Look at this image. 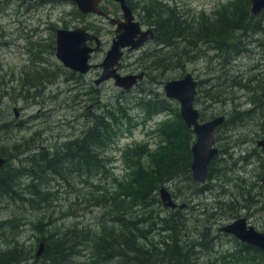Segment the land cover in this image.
Wrapping results in <instances>:
<instances>
[{"label":"rangeland","instance_id":"1","mask_svg":"<svg viewBox=\"0 0 264 264\" xmlns=\"http://www.w3.org/2000/svg\"><path fill=\"white\" fill-rule=\"evenodd\" d=\"M132 1L138 7L137 18L145 26H151L147 11L156 20L158 12L170 13L173 8L187 20L196 41L200 20L205 21L207 15L213 16L217 9L233 0ZM102 4L113 16H121L118 3L103 0ZM246 23L257 30H249L235 44L237 49L246 45L240 53L222 52L214 41L189 44L182 40L184 37L172 39L175 47L165 46L156 37L141 49L125 50L118 72L129 75L145 71L146 76L133 88L124 90L113 79L100 85L96 83L102 69L99 64L115 36L108 20L95 14H82L70 0H0V154L3 147L10 148L24 138L38 148H47L81 136L92 125L90 116H101L106 108L118 112L123 107L129 115L113 121L112 127L116 125L118 132L115 140L107 136L106 157L108 166L111 165L107 179L98 181L96 175L79 174L66 179L51 177L43 186L49 193L43 202L41 198L28 202L25 196L18 201L6 197L0 200V223H3L0 252L16 249L23 264H50L43 255L35 258L43 235L65 232L76 226L97 233L100 221L106 216V207L100 206L102 193L117 192L119 185L118 188L114 185L113 176L123 181L127 173L125 153H122L125 148L147 143L155 156L165 157L169 155L168 148H164L166 133L176 129L174 135L180 148L192 153L197 136L181 117L180 101L167 98L165 91L167 81L190 72L199 80L194 106L200 112L201 121L220 115L227 117L225 125L215 133L214 146L218 153L209 165L205 183L194 179L192 168L182 170L174 179H165L160 187L170 190L178 203L177 209L156 203L149 207L152 213L146 217L156 218L161 224L158 218L181 212L182 226L178 225L173 234L178 243L170 246L169 254L179 260L182 257L183 264H264L262 249L254 247L258 252L254 249L248 253L244 249L246 244L223 229L245 218L248 225L264 232V183L261 181L264 150L258 145L264 138V90L259 88L264 86V14L249 18ZM59 27H83L102 38V48L91 60L98 65L96 68L79 74L63 65L56 55ZM190 48H193L192 60L187 58ZM221 53L225 55L219 56ZM222 61H226L225 65ZM37 70H41L39 79L35 76ZM150 99L165 101L168 110L155 113L150 109ZM2 124H10V129H2ZM165 124L167 129L162 131ZM159 144L163 145L160 151ZM191 157L193 163V153ZM26 183V178H22L19 190L28 193ZM157 197L161 201L159 190ZM50 219L52 222L47 224ZM41 220L47 222L46 228ZM34 222L39 226L35 228ZM160 231L162 228L151 235L154 241L162 239ZM80 251L74 262L91 264V249L83 245ZM226 254L237 255L238 263L224 258Z\"/></svg>","mask_w":264,"mask_h":264},{"label":"trees","instance_id":"2","mask_svg":"<svg viewBox=\"0 0 264 264\" xmlns=\"http://www.w3.org/2000/svg\"><path fill=\"white\" fill-rule=\"evenodd\" d=\"M165 7L171 8L169 5ZM171 9V14L165 11L158 12L155 16L156 20L153 18L154 15L147 11V19L156 30L157 39L167 47L174 46L172 39L184 37L182 40L189 44L196 45L197 42L204 40L214 41L218 50L222 52L240 53L245 50V45L237 49L235 44L242 36H247L249 30H257L252 24L246 23L249 18L255 19L251 14V0H233L221 9H217L213 16L206 14L205 21L199 22V40L196 41L192 37L187 20L173 8ZM222 12L225 15H222ZM241 30H243L242 34L238 36ZM192 49L187 52V58L190 60L193 57L190 53ZM222 55L225 54L221 53L219 56ZM222 62V65H225L226 61ZM39 72L41 70L35 72L37 79L40 78ZM259 88L264 90L263 85ZM149 101L150 109L153 108L155 113L168 110L169 105L165 101L153 99ZM111 110L106 108L101 112V116L92 114L90 116L92 125L81 136L57 145L38 148L30 139L24 138L22 142H16L10 148L3 147L0 156L6 157L7 162L0 170V200L6 197L18 201L24 200L23 196H25L28 202L40 198L43 202L49 195L43 186L51 177L66 179L69 175L79 174L96 175L98 181L107 179L111 170L106 157L107 136L115 140L118 132L116 125L112 127L113 121L117 122L118 119L129 117L123 107L118 111L119 113ZM2 129H10V124H2ZM165 129H167L166 124L162 127V131ZM175 131L177 130L173 129V132L169 130L166 133L164 148H168L169 155L165 157L155 156L147 143H138L134 148L131 146L125 148L122 153H125L127 173L123 181L113 176L114 185L117 188L119 185L118 191L106 193L103 188L101 189L104 193L100 199V206L104 204L106 207V216L100 221L99 231L95 232L96 235L93 237L95 233L91 229L76 226L65 232L47 233L43 235V241L46 243L43 259L50 264H81L74 262V259L81 252L80 246L84 245L85 248L91 249L89 258L91 264H183L180 261L182 257L179 260L178 257L169 254L170 246L178 243L173 234L177 232L178 225L182 226L181 212L173 216L168 214L161 217L163 219L158 218L161 224L156 218L146 217V214L152 213L149 207L161 202L157 197V191L164 180L174 179L182 170H188L192 166V153L180 148V143L174 135ZM161 144L158 151L162 150ZM138 149L144 150L140 152L137 151ZM34 150L38 151L34 152ZM13 158H17V161L12 160ZM22 178L27 180L28 193L19 190V181ZM155 178L157 180H154ZM41 222L46 228L47 222L43 220ZM51 222L52 219L47 224ZM13 223L16 224L15 221ZM33 225L36 228L39 223L34 222ZM161 225L163 227H159ZM1 226L3 223H0V230ZM160 228H162L160 231L162 239L154 241L151 235ZM163 232H167L168 235ZM244 249L250 253L255 248L245 245ZM178 251L179 249L177 254ZM261 253L264 254V251ZM19 256L16 249L0 252V264H23V259L21 260Z\"/></svg>","mask_w":264,"mask_h":264},{"label":"water","instance_id":"3","mask_svg":"<svg viewBox=\"0 0 264 264\" xmlns=\"http://www.w3.org/2000/svg\"><path fill=\"white\" fill-rule=\"evenodd\" d=\"M79 10L85 14L102 13L99 7L101 0H72ZM121 3L124 10L125 20H114L118 24L117 35L113 44L105 57L102 66L103 74L96 80L97 84L109 79H115V84L124 89L135 86L139 80L143 79L144 73L138 75L122 76L118 72L120 60L123 56L124 48H138L148 39L154 37V31L148 29L143 31L139 22L134 21V15L128 5L127 0H115ZM264 10V0H252L251 11L254 15ZM96 40L97 47L93 48L88 41ZM101 40L98 36L90 33L83 27L75 29L59 28L57 31V57L63 64L80 73H87L93 65L90 64L92 53L100 49ZM199 81L190 72L182 78L173 79L165 83V91L168 98L176 99L181 103V116L192 128L197 136L192 146L193 152V176L201 182H206L208 177L209 164L218 153L214 147V133L216 129L222 126L226 120L224 115L218 116L206 122L200 120V112L194 106L197 87ZM17 112V109L15 110ZM17 114H19L17 112ZM258 144L264 149V139L259 140ZM6 159L0 157V168L4 166ZM264 182V176L262 178ZM160 197L166 207L175 208L177 203L174 201L171 192L163 186L160 189ZM182 207V206H181ZM229 233L235 234L243 242L256 245L264 250V232L257 231L253 226L248 225L245 218H239L233 223L223 228ZM45 250V243H41L36 255L39 259Z\"/></svg>","mask_w":264,"mask_h":264},{"label":"flooded vegetation","instance_id":"4","mask_svg":"<svg viewBox=\"0 0 264 264\" xmlns=\"http://www.w3.org/2000/svg\"><path fill=\"white\" fill-rule=\"evenodd\" d=\"M27 1H29V0H27ZM34 1V0H33ZM39 1H43V2H50V1H56V0H39ZM59 1V0H58ZM114 2H116V3H118L119 5H120V7H121V10H122V14H121V16H119V14H118V16L117 17H115V16H113V14L111 13V11L109 10V8L107 9L106 7H104V5L102 4L103 3V0H101V3H100V5H99V7L101 8V10L103 11L102 13H98V14H95V15H99V16H101L102 18H104V19H106V20H108L112 25H113V29H114V32H115V36L113 37V39L116 37V35H117V29H118V24L117 23H113L112 22V19H114V20H122V21H124L126 18H125V15H124V10H123V8H122V5H121V3L120 2H118V1H115V0H113ZM29 2H31V1H29ZM127 2H128V5L130 6V8H131V10H132V14L134 15V21H136V22H139L140 23V25H141V28H142V30L143 31H146V30H148V29H152L153 31H154V33H155V35H154V37H156V30L154 29V27L153 26H145L138 18H137V15L135 14L136 13V9L138 8L137 7V5H136V3L134 2V1H132V0H127ZM82 13V12H81ZM84 15H91V14H94V13H91V14H85V13H83ZM89 31V30H88ZM90 33H92V34H94V35H96V36H98L99 38H100V40H101V46H100V49L99 50H97V51H100L101 50V48H102V45H103V40H102V38L99 36V35H97V34H95V33H93V32H91V31H89ZM150 38V39H148L146 42H144L140 47H138L137 49H141L142 47H145L149 42H151L152 40H154L155 38ZM113 39H112V42H113ZM88 44L90 45V46H92L93 48H95V47H97V42H96V40L94 39V40H92V41H88ZM112 44V43H111ZM165 46H163V48H164ZM137 49H131V48H127V49H125V50H137ZM97 51H95V52H93L92 53V57H91V60L93 59V56H94V54L97 52ZM109 51V50H108ZM107 51V52H108ZM249 51V50H248ZM107 52H106V55H107ZM125 52V51H124ZM105 55V56H106ZM90 60V61H91ZM92 63V62H91ZM92 65H93V68H96V66H98V65H96V64H93L92 63ZM101 64H99V66H100ZM101 67V66H100ZM92 68V69H93ZM91 69V70H92ZM90 70V71H91ZM89 71V72H90ZM88 72V73H89ZM143 73H145V76H146V72L145 71H142ZM77 73V72H76ZM101 73H102V69H101ZM135 74H138V73H135ZM101 75V74H100ZM145 78V77H144ZM258 100H261V99H258ZM255 107H256V105H255ZM252 109H254V108H252ZM251 108L249 109V110H252ZM230 259H231V261H233L234 263H238V262H236L237 260H238V257H237V255L236 256H234V257H230ZM209 264V263H208Z\"/></svg>","mask_w":264,"mask_h":264},{"label":"bare ground","instance_id":"5","mask_svg":"<svg viewBox=\"0 0 264 264\" xmlns=\"http://www.w3.org/2000/svg\"><path fill=\"white\" fill-rule=\"evenodd\" d=\"M246 46V45H245ZM233 55V54H232ZM47 179V178H46ZM180 180V179H179ZM174 186V185H173ZM245 192V191H244ZM176 197V196H175ZM263 208V207H262ZM42 241V240H41Z\"/></svg>","mask_w":264,"mask_h":264}]
</instances>
